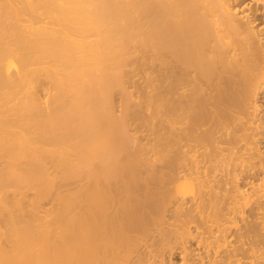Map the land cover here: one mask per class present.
Wrapping results in <instances>:
<instances>
[{"label": "bare ground", "instance_id": "6f19581e", "mask_svg": "<svg viewBox=\"0 0 264 264\" xmlns=\"http://www.w3.org/2000/svg\"><path fill=\"white\" fill-rule=\"evenodd\" d=\"M177 245L264 264V0H0V264Z\"/></svg>", "mask_w": 264, "mask_h": 264}, {"label": "rangeland", "instance_id": "374dc122", "mask_svg": "<svg viewBox=\"0 0 264 264\" xmlns=\"http://www.w3.org/2000/svg\"><path fill=\"white\" fill-rule=\"evenodd\" d=\"M131 80L132 81H137L136 83L141 81V77H140L139 71L137 69H133L132 79ZM247 186L245 188H247ZM185 246L189 248L186 251L189 252L190 249H191L192 250V254H194V255L196 253H200L202 251V249L198 251V248H200V246H198V245L196 246L195 239H193L191 237L189 238V242L185 243ZM181 252H182V249L180 248L179 245H177V249H173L171 255L169 253H166L165 254V262H166V264H168L169 262H171L173 264H186V262L182 263V260H180V258L183 257Z\"/></svg>", "mask_w": 264, "mask_h": 264}]
</instances>
